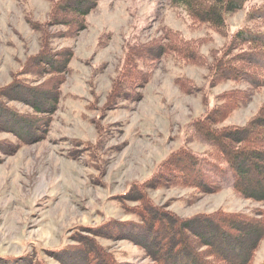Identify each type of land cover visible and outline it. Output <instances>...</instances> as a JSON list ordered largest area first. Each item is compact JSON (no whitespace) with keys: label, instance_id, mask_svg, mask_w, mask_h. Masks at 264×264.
Returning a JSON list of instances; mask_svg holds the SVG:
<instances>
[{"label":"trees","instance_id":"trees-1","mask_svg":"<svg viewBox=\"0 0 264 264\" xmlns=\"http://www.w3.org/2000/svg\"><path fill=\"white\" fill-rule=\"evenodd\" d=\"M182 8L190 24L205 23L227 37L219 47L207 53L200 49L203 36H188L177 28L162 26L159 34L145 41L125 42L120 62L103 102L94 96L86 104L97 109L96 135L71 137L66 151L69 157L81 153L100 178L105 172L106 151L103 147L111 130L102 118L107 110L122 106L126 100L142 97V87L162 55L172 53L179 61L205 65L207 82L214 86L226 79L246 81V86H232L215 93L210 105L204 87L188 77H175L186 92L202 91L206 107L192 116L185 126V142L158 161L152 174L129 181L112 199L132 217L109 215L94 223H77L70 228L68 239L56 245H38L22 253H0V264H264L253 262L256 249L264 239V99L244 123H226L235 109L246 103L251 94L264 86V0H168ZM97 0H50L47 19H34L25 11V19L39 31V50L28 54L12 70L11 79L0 84V131L13 138H0V161L22 144L42 139L49 128L61 97V84L71 66L73 47L54 46L52 35L72 37L87 25V14ZM243 9V22L228 35V17ZM64 25L52 31V25ZM106 39H99L103 44ZM93 82V83H92ZM28 105L20 109L11 102ZM199 140L202 151L186 142ZM119 149L120 144L111 145ZM106 158V159H105ZM231 176L236 195L260 201L248 209L222 207L182 215L158 203L150 189L181 186L193 187L188 199L222 186ZM96 182V181H95ZM103 239H126L139 248L143 260L121 258L117 249Z\"/></svg>","mask_w":264,"mask_h":264},{"label":"rangeland","instance_id":"rangeland-1","mask_svg":"<svg viewBox=\"0 0 264 264\" xmlns=\"http://www.w3.org/2000/svg\"><path fill=\"white\" fill-rule=\"evenodd\" d=\"M49 5L50 0H0V84L11 79L20 59L39 50L40 33L28 24L25 11L44 21ZM243 17V9L228 17V35L243 22ZM162 26L177 28L188 36H203L200 49L207 55L211 47L221 46L227 37L203 22L190 24L183 9L168 0H97L87 14L84 28L72 37L52 35L54 46L73 47L71 69L61 84V97L45 136L22 144L0 161V253L18 254L38 245H56L68 239L70 228L77 223L99 222L109 215L132 217L121 210L112 194L124 190L129 181L152 174L158 161L185 142L187 122L206 107L203 95L207 94L211 105L215 93L246 86V81L233 79L209 86L205 65L181 62L172 53L162 55L142 87V97L122 101V106L107 110L102 118L110 123L111 130L103 146L106 169L100 178L96 177L98 170L88 164L83 153L76 158L66 154L73 137L93 139L97 132L89 117L98 111L86 107L94 99L89 81L93 79L100 105L115 75L124 43L145 41L159 34ZM63 27L56 24L50 29L58 31ZM100 38L106 41L99 44ZM175 77H188L202 85L206 93L183 91ZM263 99L264 86L225 122L244 123ZM11 103L20 109L28 108L18 101ZM3 137L13 138L0 131ZM186 143L199 151L206 148L203 141ZM113 144L121 146L114 149ZM222 183L216 191L193 201L188 199L191 186L160 187L149 192L158 203L169 201V207L182 215L218 207L248 209L260 203L236 195L230 186L231 176ZM103 241L117 249L121 258L143 260L141 248L126 239ZM263 259L264 239L253 262Z\"/></svg>","mask_w":264,"mask_h":264}]
</instances>
